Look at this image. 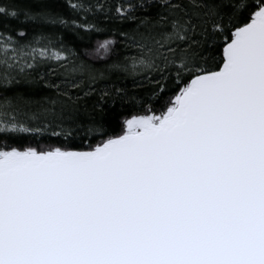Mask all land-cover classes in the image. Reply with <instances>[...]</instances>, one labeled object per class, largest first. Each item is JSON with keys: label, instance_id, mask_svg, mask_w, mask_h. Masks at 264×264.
Here are the masks:
<instances>
[{"label": "snow or ice", "instance_id": "6c2138e0", "mask_svg": "<svg viewBox=\"0 0 264 264\" xmlns=\"http://www.w3.org/2000/svg\"><path fill=\"white\" fill-rule=\"evenodd\" d=\"M38 2H0V16L66 23L51 0ZM189 2L221 36L222 63L199 64L187 14L140 21L132 67L175 73L182 85L159 115L132 116L90 151L0 143V264H264V0ZM27 35L0 33V133L79 125L80 96L57 83L39 99L7 88L41 63L69 60L46 33Z\"/></svg>", "mask_w": 264, "mask_h": 264}, {"label": "trees", "instance_id": "16d2710c", "mask_svg": "<svg viewBox=\"0 0 264 264\" xmlns=\"http://www.w3.org/2000/svg\"><path fill=\"white\" fill-rule=\"evenodd\" d=\"M0 2L9 10L43 6L38 0ZM74 2L83 8H71ZM169 2L180 7L174 11L167 6ZM47 7L66 23L40 26L26 22L23 15L19 18L0 16V33L19 39L17 33L23 30L28 34L22 41L26 43L34 39V33L44 32L69 60L64 65L55 61L41 63L35 71L17 76L18 82L7 88L34 93L39 99L55 95V91L49 89L55 82L80 96L77 104L80 123L62 128L45 126L39 133H0V143L10 147L92 149L107 138L122 134L126 120L132 116L144 115L148 109L159 115L182 85L174 79L175 73L161 76L155 69L132 67L134 58L138 57L137 49L130 43L131 36L144 19L187 14L196 25L199 43L193 46V51L199 64L215 70L222 63L221 36L213 32L211 23L198 19L201 10L194 8L189 0H51ZM117 8L124 9L127 18L119 15ZM246 20L247 13H244L233 22ZM105 40L113 42L107 52L99 48ZM74 65L83 66L86 71H69ZM72 80L78 86H73Z\"/></svg>", "mask_w": 264, "mask_h": 264}, {"label": "water", "instance_id": "95a60500", "mask_svg": "<svg viewBox=\"0 0 264 264\" xmlns=\"http://www.w3.org/2000/svg\"><path fill=\"white\" fill-rule=\"evenodd\" d=\"M215 70H218V69H215ZM214 71V70H213ZM123 134V133H122ZM121 135V134H120ZM118 136V135H117ZM115 137V136H113ZM68 150H71V151H90L91 149H86V150H77V149H68Z\"/></svg>", "mask_w": 264, "mask_h": 264}]
</instances>
